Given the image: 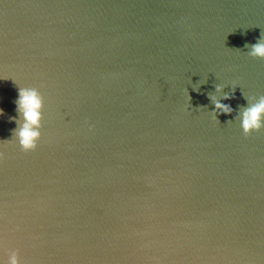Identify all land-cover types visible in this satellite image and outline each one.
Masks as SVG:
<instances>
[{
    "label": "water",
    "instance_id": "water-1",
    "mask_svg": "<svg viewBox=\"0 0 264 264\" xmlns=\"http://www.w3.org/2000/svg\"><path fill=\"white\" fill-rule=\"evenodd\" d=\"M257 42L264 0H0V264H264Z\"/></svg>",
    "mask_w": 264,
    "mask_h": 264
},
{
    "label": "clouds",
    "instance_id": "clouds-1",
    "mask_svg": "<svg viewBox=\"0 0 264 264\" xmlns=\"http://www.w3.org/2000/svg\"><path fill=\"white\" fill-rule=\"evenodd\" d=\"M248 54L253 58L264 59V42L251 45ZM217 90L219 91L220 88ZM18 93L17 111L22 119L16 120V118H13L17 122L15 137L22 151L32 152L38 148L39 141L42 138L44 98L36 88H18ZM189 97L191 100L190 95ZM233 98L234 95L225 96V99ZM213 102L216 109L213 112L214 120L220 122L218 119L220 115H232L234 110L231 105L221 103L215 97H213ZM2 114L3 110L0 109V115ZM238 119L241 122L245 136H250L254 131L259 132L264 129V95L259 96L254 103H250L249 106L245 107ZM4 159L5 154L0 152V162H3ZM7 264H20L18 254H11Z\"/></svg>",
    "mask_w": 264,
    "mask_h": 264
}]
</instances>
